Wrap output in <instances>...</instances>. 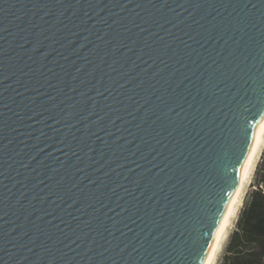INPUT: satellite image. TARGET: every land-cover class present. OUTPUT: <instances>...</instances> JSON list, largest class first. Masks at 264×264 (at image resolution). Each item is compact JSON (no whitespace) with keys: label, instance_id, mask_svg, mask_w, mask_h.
I'll return each mask as SVG.
<instances>
[{"label":"water","instance_id":"1","mask_svg":"<svg viewBox=\"0 0 264 264\" xmlns=\"http://www.w3.org/2000/svg\"><path fill=\"white\" fill-rule=\"evenodd\" d=\"M263 113L264 0H0V264H200Z\"/></svg>","mask_w":264,"mask_h":264},{"label":"trees","instance_id":"2","mask_svg":"<svg viewBox=\"0 0 264 264\" xmlns=\"http://www.w3.org/2000/svg\"><path fill=\"white\" fill-rule=\"evenodd\" d=\"M221 264H264V180L248 195Z\"/></svg>","mask_w":264,"mask_h":264},{"label":"bare ground","instance_id":"3","mask_svg":"<svg viewBox=\"0 0 264 264\" xmlns=\"http://www.w3.org/2000/svg\"><path fill=\"white\" fill-rule=\"evenodd\" d=\"M264 146V113L255 128L247 153L239 169L233 190L228 198L224 210L217 224L215 235L211 238L207 250L200 264H215L218 252L221 249L227 229L234 218L237 209L241 206V196L249 183L255 167L257 157Z\"/></svg>","mask_w":264,"mask_h":264},{"label":"rangeland","instance_id":"4","mask_svg":"<svg viewBox=\"0 0 264 264\" xmlns=\"http://www.w3.org/2000/svg\"><path fill=\"white\" fill-rule=\"evenodd\" d=\"M260 180H264V146L262 147L256 163H255V167L254 170L252 172V176L251 179L249 181V183L246 185V187L244 188V192L242 193L241 196V206L237 209V212L234 216V218L231 221L230 226L227 229L226 235L223 239L222 245H221V249L218 252L217 255V259L215 261V264H221L223 256L225 254L226 248H227V244L230 240V237L233 233V231L236 229L237 226V221L240 217V213L245 205V202L248 198V195L250 194L251 191H253L256 187V183L257 181Z\"/></svg>","mask_w":264,"mask_h":264},{"label":"snow or ice","instance_id":"5","mask_svg":"<svg viewBox=\"0 0 264 264\" xmlns=\"http://www.w3.org/2000/svg\"><path fill=\"white\" fill-rule=\"evenodd\" d=\"M252 119L255 120V115L252 116ZM246 136H247V134H246ZM246 136H245V139H246Z\"/></svg>","mask_w":264,"mask_h":264}]
</instances>
